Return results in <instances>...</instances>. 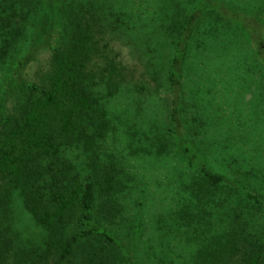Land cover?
I'll list each match as a JSON object with an SVG mask.
<instances>
[{"label": "trees", "instance_id": "obj_1", "mask_svg": "<svg viewBox=\"0 0 264 264\" xmlns=\"http://www.w3.org/2000/svg\"><path fill=\"white\" fill-rule=\"evenodd\" d=\"M136 1L0 0V71L17 92L0 112V264H264V134L246 164L232 133L214 160L187 89L202 56L264 82V0ZM130 89L161 98L165 119L125 128L118 149L109 105ZM132 161L172 170V204L148 225ZM14 199L40 241L21 238Z\"/></svg>", "mask_w": 264, "mask_h": 264}, {"label": "rangeland", "instance_id": "obj_2", "mask_svg": "<svg viewBox=\"0 0 264 264\" xmlns=\"http://www.w3.org/2000/svg\"><path fill=\"white\" fill-rule=\"evenodd\" d=\"M137 1L141 2L143 0ZM137 1L135 6H138ZM246 1L255 4L260 0ZM241 5L244 4L242 3ZM136 36L138 35L136 34ZM247 37V34H243L241 39L246 40ZM128 39L129 37L126 36L125 40L127 41ZM127 42L129 43V41ZM141 46L144 45L141 44ZM123 49L125 53L130 52V49L126 46ZM143 49L147 50L145 47ZM246 49L245 53H249L251 50V48ZM48 56L49 54L46 51H42L39 54V62L32 67L33 73L39 65L46 64ZM229 56L231 55H224L217 62L203 59L210 63L206 65V68H203V64H200L203 56L200 57V61L195 62L198 65L192 67L193 70L188 80L189 87L187 88L190 93L187 92L191 100V111H199L201 118L206 122L207 129L204 132L207 134L200 141L202 143L201 146L206 150L209 157L218 160L215 156L219 153L220 143L224 141L223 145L229 144L227 139L232 133L233 138L230 141L236 148L235 152L240 149L233 160L237 159L241 161V164H246L247 159L253 155L252 148L254 145L252 144L257 142V138H261V135L264 134V82L261 72L250 73L243 64H239L236 60H231ZM143 61H145L144 58ZM217 66L220 69L215 70ZM7 70L8 66L0 71V112L2 103L5 101L6 106L11 107L17 94L11 84L12 80L7 77ZM195 89L200 92L198 95L192 93ZM134 93L139 95L136 90L134 92V89H130L126 93L123 92L119 99L109 105L111 115L115 119L118 129L120 128L119 139L121 140H111V145H116L118 149L125 147L124 140L127 137L125 128L132 126L131 128H138L141 131H150L154 128L152 123L158 120L157 124L160 125L165 119V108L163 109L161 98H157L156 101H144L140 104L136 100L137 98L139 101V97H135ZM161 95L165 96L164 92ZM195 98H199L201 103L197 108L193 107ZM140 108L141 110H139ZM257 113L261 115L259 120L256 116ZM256 122L257 124H255ZM248 133H252L249 139L247 138ZM241 137H244L246 141ZM218 161L226 163L224 159H219ZM257 161L253 158L251 164L254 165ZM153 163L155 166L149 169L140 161H132L139 178H143L142 180L145 182L141 187L142 190L134 194V198L144 199L146 206L141 211L144 214L147 225L150 224L153 215L162 212L167 206L172 204L169 193L165 192L172 178V170L163 166L161 168L155 161ZM221 166L225 173L229 174V176L233 175L229 170L230 167L228 168L226 164H221ZM241 176L239 175V177ZM13 207L16 215V227L22 234L21 238H31L35 241H40L43 232L33 225L20 202L14 199ZM145 239L147 240L148 236ZM138 254L140 255V252ZM142 255L148 258L145 252H142Z\"/></svg>", "mask_w": 264, "mask_h": 264}]
</instances>
